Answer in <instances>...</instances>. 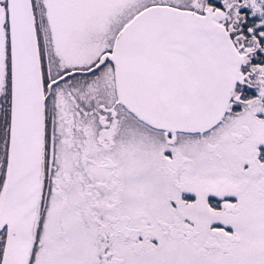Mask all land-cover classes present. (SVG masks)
I'll return each mask as SVG.
<instances>
[{
  "label": "snow or ice",
  "instance_id": "obj_1",
  "mask_svg": "<svg viewBox=\"0 0 264 264\" xmlns=\"http://www.w3.org/2000/svg\"><path fill=\"white\" fill-rule=\"evenodd\" d=\"M0 264H264V0H0Z\"/></svg>",
  "mask_w": 264,
  "mask_h": 264
}]
</instances>
